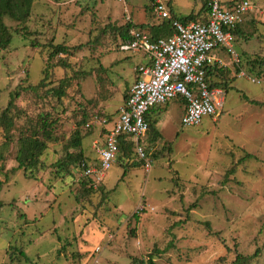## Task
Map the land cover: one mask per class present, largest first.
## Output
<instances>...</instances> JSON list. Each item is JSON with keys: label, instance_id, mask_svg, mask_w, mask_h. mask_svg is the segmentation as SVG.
<instances>
[{"label": "rangeland", "instance_id": "374dc122", "mask_svg": "<svg viewBox=\"0 0 264 264\" xmlns=\"http://www.w3.org/2000/svg\"><path fill=\"white\" fill-rule=\"evenodd\" d=\"M162 1L169 16H183L201 11L204 0ZM250 2L252 9L242 22L247 41L236 37L234 48L253 52L243 56L245 75L222 88L220 114L184 126L179 99L170 100L155 116L158 135H146L141 142L150 168L134 150L129 159L118 151L89 193L82 189L83 180L89 184L82 170L73 167L60 177L54 166L82 116L75 112L82 108L90 115L81 127V134L87 132L82 149L87 163H97L94 147L102 143L104 120L111 117L107 127L114 122L134 82L133 68L147 60L119 49L118 35L101 31L108 24L117 27L130 20L140 26L165 18L150 7V0L33 3L25 22L29 37L10 30L9 45L0 49V111L17 92L16 106L22 110L17 125L26 123L24 114L47 110L59 117L57 140L43 152L44 167L34 179L25 177L13 158L0 162V264H136L150 254L157 264H232L237 254L255 252L244 264H264V66L244 59H264V0ZM6 24L12 28L10 21ZM51 39L70 47V68L48 65L57 60H48ZM89 40L93 46L87 47ZM33 41L41 45L32 49ZM79 45L80 50L74 49ZM102 67L111 94L93 106L89 98L103 82ZM80 69L85 73L77 83ZM44 70L50 73L45 87L38 86L36 93L23 89L38 84ZM62 80H73L62 102L44 97ZM1 132L0 143L5 140ZM15 142L5 152H13Z\"/></svg>", "mask_w": 264, "mask_h": 264}, {"label": "built area", "instance_id": "2783aa9c", "mask_svg": "<svg viewBox=\"0 0 264 264\" xmlns=\"http://www.w3.org/2000/svg\"><path fill=\"white\" fill-rule=\"evenodd\" d=\"M207 7L205 22L182 23L174 19L173 34L157 38L133 28L131 38L120 44L121 50L145 53L148 62L137 67L142 77L131 85L102 143L95 144L98 160L84 165L85 176L94 181L101 179L117 157L118 137L122 134L130 137L136 155L146 169L150 168L151 161L141 142L148 131L147 112L154 106L181 98L185 102L181 117L184 126L197 125L204 116L213 117L220 112L224 101L222 88L210 85L206 71L210 66L224 65L214 55L216 50L238 61L232 30L243 22L252 4L250 0H235L231 5L221 0H207ZM153 9L162 18L170 17L162 0H153Z\"/></svg>", "mask_w": 264, "mask_h": 264}, {"label": "trees", "instance_id": "16d2710c", "mask_svg": "<svg viewBox=\"0 0 264 264\" xmlns=\"http://www.w3.org/2000/svg\"><path fill=\"white\" fill-rule=\"evenodd\" d=\"M35 1L36 0H0V49H5L9 45L11 41V31L17 34H21L23 37H29L25 22L31 14L32 5ZM234 1L235 0H229L222 3L231 5ZM152 6L153 0H150V7L152 8ZM201 11H198L196 13L192 11L189 14L183 16L171 14L169 18H165V20H163L159 24H141L140 26H136L130 20L124 22L123 24L117 27L114 24H108L104 26L101 33H105L109 30L112 34L114 33L118 35V38L120 39L121 43H124L131 38L130 31L133 28L145 30L153 38L166 37L173 34L174 32V28L171 24L172 20L174 19L182 23H188L191 21L205 22L207 20L208 11L207 0L203 1ZM7 20L10 21L12 28L10 25L6 24ZM232 33L233 35L237 36L239 33L243 34L244 32H241L239 24L232 30ZM95 39H97V37ZM243 39L247 41V37L244 36ZM87 42H91V44H86L87 47L89 45L93 46L92 42L94 41L89 40ZM121 43H118V48ZM39 45H41L39 44V42L33 41L31 43V48L37 49ZM49 46L50 50L48 54V60L51 61L54 58H56L57 60L55 64H51L50 62L48 65L51 67L55 66L62 69L70 68L71 65L67 58L69 55H71L70 47L62 42L55 43L53 39H51V44ZM80 47L81 45L75 46L74 49L76 48L77 50H80ZM243 54L246 55V53ZM242 57L238 63L239 66H237L234 70L235 75L232 74V71L227 68L217 67L216 65L210 66L206 71V78L210 85L218 86L221 88H225L226 86H228L229 82H232L235 79L236 74L243 63ZM244 59L249 65L253 66L257 62H259L264 66V59L260 61H258V59L256 58ZM100 69L104 73V78L103 82L100 81V83H98L97 85V94L94 95V97L92 96L89 98V101H91V104L93 106L99 104L104 99L106 100L111 94L107 91V84L109 82L106 71L107 68L102 67ZM84 73L85 72L80 69L78 75H75L76 79L78 78L77 83H79V78L84 77ZM49 74L50 73L47 70H44V77L38 82V84H28L26 86H23V89L32 90L34 93H36L35 89H37L38 86L43 85L45 87V79L49 76ZM70 83L66 80L63 82H59L58 86L46 89L47 93L44 95V97H46L47 95L55 96L58 102H62V98L67 96L66 86L68 87L71 85L72 87L73 80H71ZM128 92L129 90L123 95L124 101L128 97ZM17 96V92L11 93L8 103L3 106L0 111V129L2 131L1 134L4 136L5 139L2 143H0V162H3L9 158H13L16 162V168L18 170H22L25 177L34 179L37 170L42 169L44 167V164L41 159L44 154L43 152L48 147L49 143L55 142L57 140V136L54 132V129L58 124L59 117L56 116L55 118H53V116H51L50 112L47 110L39 111L36 114H33L32 116L24 114V117L26 118L24 121H26V123L17 125L18 121L16 122V119L22 116V110L20 108L18 109L16 106L15 100ZM245 99L247 98L245 97ZM251 102L258 103V101L255 100H252ZM79 106H84V104H79ZM76 111L77 112H75V115L79 113L82 116L75 122V126L72 129L68 140H66V142L63 144L64 154H61V156L54 162V166L56 167V173L60 177H63L64 173L71 174V168L73 167H76L82 170L83 172V167L85 164H87L86 156L82 149V138L86 135L87 132L85 134H81V127L86 124L88 116L90 115L86 113L85 109L82 110V108ZM117 111L119 112V109H117ZM110 119V116H108L107 119L105 118V123L109 122ZM146 120L148 122L147 135H158L157 132L154 130V125L156 121L148 118V115H146ZM107 128L108 127L104 124L100 132L104 134L107 131ZM12 139L16 141L15 150L11 153H7L5 152V149L7 147V144L10 143ZM154 140L155 137L149 138V142L151 143H155ZM118 151L121 152V157L128 159L130 158L133 152V143L128 135L122 134L118 137ZM250 155L251 154L249 153L246 154V156ZM127 166L128 162L126 161L125 168H127ZM85 177L89 184L83 180L81 182L82 189L86 193L92 192V185L94 180L88 176ZM3 205L4 204L0 201V209L3 207ZM133 216L134 218H138L136 214H133ZM256 253L257 252H255L252 256L244 257L240 254H237L232 264H244L246 263V261H249V259L254 257ZM136 264L157 263L154 261L152 254H150L145 261L140 260Z\"/></svg>", "mask_w": 264, "mask_h": 264}, {"label": "crops", "instance_id": "0c3cea01", "mask_svg": "<svg viewBox=\"0 0 264 264\" xmlns=\"http://www.w3.org/2000/svg\"><path fill=\"white\" fill-rule=\"evenodd\" d=\"M240 30H241V32H245L244 31V27H243V24L241 23L240 24ZM244 37V34H241V33H239L237 36L236 35H233V41H234V47H235V38L236 37ZM119 43H121V42H119ZM234 50H235V48H234ZM251 51L253 52V49H249L248 51L246 50V51H242V53H238L236 50H235V52H236V54H237V57H239L238 58V61H240L241 60V55L242 56H244V54L243 53H246V55H248L249 53H251ZM134 53H141L142 54V56L144 57V56H146V54L145 53H143V52H141V51H133ZM214 55L217 57V58H220L223 62H224V65H222V66H219V65H216L217 67H224V68H227V69H229L230 71H232V74H235L234 73V70L236 69V65L237 66H239L238 65V63L237 62H234L233 61V59L230 57V56H228V55H226L224 52H222V51H219V50H216V51H214ZM128 58H130V57H128ZM146 58H147V56H146ZM243 58V57H242ZM148 62V58H147V60L145 61V62H143V63H139V64H137L133 69L135 70V73H134V82L137 80V79H139V78H141L142 77V75L138 72V70H137V67H139V65H143V64H146ZM232 62H234V63H232ZM241 71H244L242 68H239V70H238V72H237V74H236V78H238V77H243L244 75H240V73H242ZM245 74V73H244ZM134 82H132L130 85H128V90L130 89V87H131V85L134 83ZM179 99V101H180V104L182 105V107H181V112L183 113L184 112V108H185V102L181 99V98H178ZM169 102V101H168ZM167 102V103H168ZM123 103H124V99H123V102H122V105H123ZM166 104V103H165ZM165 104H162V105H157V106H154V107H152V108H150L149 109V111L147 112V115H148V118H150L151 120H155L156 119V115H157V113L165 106ZM121 105V106H122ZM223 107V106H222ZM120 109V108H119ZM221 110H223L222 108H221ZM221 110H220V112H221ZM220 112L218 113V115L220 114ZM117 116H118V114H117ZM117 116H116V118H117ZM155 117V118H154ZM116 118H115V120H116ZM101 131V130H100ZM101 133V132H100ZM147 135V134H146ZM146 137V136H145ZM103 138V137H102ZM100 141H101V139H100ZM94 149H95V147H94ZM95 152H96V149H95ZM93 158H96L97 160H98V154H97V152H96V157H93ZM92 158V159H93Z\"/></svg>", "mask_w": 264, "mask_h": 264}]
</instances>
